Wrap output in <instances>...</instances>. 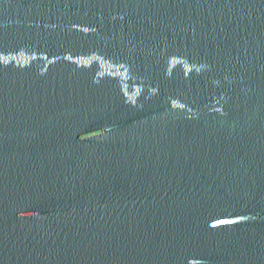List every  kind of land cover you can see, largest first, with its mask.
I'll use <instances>...</instances> for the list:
<instances>
[{
  "label": "water",
  "instance_id": "water-1",
  "mask_svg": "<svg viewBox=\"0 0 264 264\" xmlns=\"http://www.w3.org/2000/svg\"><path fill=\"white\" fill-rule=\"evenodd\" d=\"M0 264H264V0H0Z\"/></svg>",
  "mask_w": 264,
  "mask_h": 264
}]
</instances>
